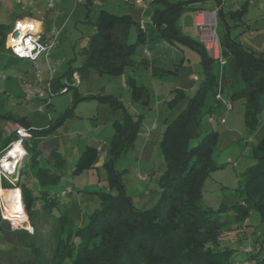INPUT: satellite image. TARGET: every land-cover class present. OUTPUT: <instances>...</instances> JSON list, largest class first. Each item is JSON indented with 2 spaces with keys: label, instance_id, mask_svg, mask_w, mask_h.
<instances>
[{
  "label": "trees",
  "instance_id": "1",
  "mask_svg": "<svg viewBox=\"0 0 264 264\" xmlns=\"http://www.w3.org/2000/svg\"><path fill=\"white\" fill-rule=\"evenodd\" d=\"M198 1L205 0L150 1L149 7H154L148 27L142 26L129 13L116 14L100 6L92 20L95 31L89 36L87 46L83 47L85 57L82 64L64 73L67 79L74 72L83 78L91 70L118 75L126 69L133 72L139 64L144 67L151 65L153 74L166 73L167 70L161 66L149 64L144 56L139 59L133 57L140 48L151 50L165 42H178L200 53L205 75L187 106L165 125L163 131L161 148L166 167L158 177L162 190L158 201L148 207L136 208L123 191L119 173L112 165L117 155L132 145L138 130V121L125 118L123 126L116 129L108 149L109 157L103 162L109 180L118 187V191L92 190L98 197L99 206L94 208L84 225L75 227L67 207L62 206L63 193L58 195L51 190L61 179L58 172L50 166L37 167L33 174L39 185L37 189L20 181L25 166L37 162L40 150L38 140L54 130L31 128L30 137L34 143L28 144L27 139L23 140L26 161L21 168L16 166L12 173L0 176V180L9 182L5 188L18 183L33 232L23 227L11 228L0 206V264H234L239 254H245L239 259L247 260L248 264H264V133L251 149L254 162L243 172L240 198L229 203L222 202L216 209L203 206L201 199L206 177L219 166L212 158L218 133L208 130L198 136L204 114L207 113L211 121L212 115L228 108L225 97L230 102L241 100L244 120L250 129H254L264 105V50L254 51L245 47L237 35L231 36L228 31L227 18L233 26L244 23L246 2L226 12L221 7L217 12V30L225 64L220 69L208 55L206 47L181 26L184 13L203 9L202 5H192ZM218 2L214 0L215 4ZM89 3L91 1L87 0L85 4ZM23 16L25 14L13 13V21ZM86 18H89L88 11ZM12 24L0 23V47L4 49L5 35ZM221 24H225L222 30ZM132 26L136 36L130 42L128 36ZM57 80L56 77L52 79V87L58 85ZM126 82L132 98L151 108L147 87L137 83L132 74L128 75ZM240 82L243 86L235 89ZM177 89L180 90L177 95L183 96L182 88ZM218 91L225 92V97H217ZM78 99L80 97L75 96V100ZM71 113L72 110L68 115ZM16 121L26 127L31 124L25 116L18 117ZM16 136L14 129L0 138V151ZM48 151V159L59 168L60 153L54 148ZM81 157L74 165V171H89L97 161L96 150L92 149ZM56 206L58 213L53 214L52 209ZM39 212L50 218L46 235L35 221ZM247 225L251 226L248 235L238 234L224 241L225 234ZM248 246L249 250H246Z\"/></svg>",
  "mask_w": 264,
  "mask_h": 264
},
{
  "label": "rangeland",
  "instance_id": "2",
  "mask_svg": "<svg viewBox=\"0 0 264 264\" xmlns=\"http://www.w3.org/2000/svg\"><path fill=\"white\" fill-rule=\"evenodd\" d=\"M86 1L72 0L73 3L69 5V9L65 12L61 10L58 14L60 10H58V4H55L51 7V17L31 14L43 19L46 24H50V31L55 29L58 31L57 45L51 50V54L49 53L51 60L45 61L38 58L34 64L33 61L13 58L9 50L0 47V138H4L16 129L18 123L16 119L22 116L31 122L28 127L30 131L31 128H54L52 132L38 140L40 150L37 154V162L25 166L20 181L22 183L31 182L32 188L37 189L39 185L33 177L37 167L50 166L58 172L61 179L58 184L51 187V190L58 195L63 193L62 206L67 207L75 227L84 225L94 208L99 206L98 197L92 190L101 188L113 192L118 191V187L112 185L113 182L109 180L108 170L103 166V162L108 159L110 142L116 129L123 126L125 118L129 121H138V130L132 145L119 153L112 165L119 173L123 191L136 208L148 207L158 201L162 191L158 184V177L166 167L161 148L165 125L187 106L189 98L205 75L200 53L196 49L178 42L174 44L168 42L158 50L155 48L141 50L140 48L133 55L134 59L144 56L149 64L154 63L161 66L167 70L164 74H153L151 65L144 67L143 64H139V68L135 67L133 72L126 69L122 74L112 75L91 70L88 76L75 77L77 80L75 79L74 82L67 80L64 73L69 68H76L82 64L85 57L83 47L87 46L89 36L95 31L92 20L100 6L92 2L86 5ZM105 2L104 6H101L105 10L116 14L129 12L133 19L138 21L145 19L146 26H149L153 6L148 7L144 13L143 9L128 6L122 0H105ZM87 11L89 18H86ZM252 12V7L248 6L243 15L244 23L241 25L233 26L229 18L227 22L231 36L237 35V39L245 47L261 51L264 50V18L259 24H254L255 16ZM141 13L145 14V18H141ZM192 16L191 11L182 15L185 20L183 23L186 25L184 28V24L181 23V26L188 34L193 33ZM3 21L11 23L12 18ZM249 23L258 28L256 35L249 34L247 30ZM223 25H220V29L224 27ZM135 36L136 30L132 26L128 41H134ZM182 57L185 58L182 59ZM157 60H162V62L155 63ZM48 66L55 70L53 78L58 79V85L52 87V92L45 90L44 97L26 99L25 88L28 85L37 86V79L40 76L47 77L46 80L49 78L50 68ZM129 74L134 76L137 83H143L147 87L151 108L148 109L139 100L132 98L126 82ZM193 75H197L198 80H194ZM241 86H243L242 82L234 88ZM177 88H182L183 96L177 95L180 91ZM224 93L218 91L221 97H225ZM75 96L80 99L76 101ZM225 101L231 104V107H225L218 115H212L211 121L208 119L209 115L204 114L198 128V136L208 130H215L218 133L212 158L219 166L212 169L206 177L201 199L203 206L212 209H216L222 202L229 203L240 198V188L244 184L243 172L249 164L254 162L251 149L264 133V105L252 130L244 120V105L241 100L230 102L225 97ZM70 110L72 113L68 115ZM221 118L225 121L221 122ZM26 139L28 144L34 143L32 137L24 138ZM16 142L17 139H14L3 147L0 151V159L8 150L16 146ZM19 146L25 154L18 158L10 155L12 156V159L9 158L10 162L6 161L10 168L14 163L15 168L16 166L21 168L26 161V149L24 145ZM53 148L60 153L58 161H61V166L59 168L48 159V150ZM92 149H95L97 153L94 167L89 171L88 169L74 171V165L80 161L81 156ZM15 168L11 169L15 170ZM9 169L3 167L0 176L5 177L6 171H11ZM7 183L9 184L5 179L0 180V186L3 188L7 186ZM17 186L15 183L10 188H17L21 199L20 188ZM0 206L8 217L7 202L1 195ZM61 209L62 207L59 208ZM52 213H58L57 206L52 209ZM18 216V218L14 217L16 219L8 217L11 228L23 227L28 231L30 228L29 232H33L23 203L22 208L18 210ZM49 219L47 214L39 212L35 220L44 235L47 234L50 226ZM250 230L251 226L247 225L243 229L230 231L224 235V241L233 239L238 234L246 236ZM257 231L259 232L260 228ZM225 243L234 246L231 242ZM246 250H249V246ZM244 256L245 254H239L234 264H248L247 260L239 259Z\"/></svg>",
  "mask_w": 264,
  "mask_h": 264
},
{
  "label": "built area",
  "instance_id": "3",
  "mask_svg": "<svg viewBox=\"0 0 264 264\" xmlns=\"http://www.w3.org/2000/svg\"><path fill=\"white\" fill-rule=\"evenodd\" d=\"M32 1H34V0H28V2H32ZM90 1L96 5H102L101 0H90ZM126 1L130 2L134 5H137L142 9H147L149 7L150 1H152V0H126ZM233 1H243V0H233ZM244 1H246V0H244ZM225 2H226V0H219V2L214 5V8L212 9L213 15L217 14L218 10H220L221 6H223ZM47 5L51 8L54 5V0H47ZM193 16H194V34H195V36L203 44V46L206 47L205 49L207 50L208 55L215 60V62L217 63V65L221 69L222 66L225 64V59H224V56L222 53V46H221V42H220V37H219L218 31H217L216 16H214V19H211L210 16L208 15V13L204 12L203 10H199V9L193 10ZM17 22L33 23V24H35L36 22H39V24H40L39 31L33 32L31 29H26L25 30V38H27V36L39 37L38 42L44 46V51L40 52V54L36 57V59L39 57H45L46 59H48L49 53L57 45L58 31H56V29L51 30L50 34L47 35L45 30L41 26L42 25L41 22L31 15H25V16L18 18L14 21V23L12 24V26L10 27V29L7 31V33L5 35L4 47L7 50H9V52L13 56H15L17 58L28 59V60H32L33 62L36 61V59H31L28 57H20V56L14 54L12 51V47L9 46V39L10 38L16 39L19 37V30H16L14 32L15 25ZM22 43H23V41H22ZM33 51L35 52L37 50L34 49ZM48 71H49V78L47 80L43 79L39 75L40 77L37 79V81H38L37 86L30 87V85H28L27 88H25V92H26L25 98L26 99H30V97L31 98L32 97H44L45 90L52 92V85L51 84H52V79H53L55 70L53 68H50ZM76 80H77V78H76ZM217 97H219L218 93H217ZM226 105H227V107H229V104H226ZM221 122H224V118H221ZM20 129H23L27 133V135H21ZM15 132L17 134L16 139H17V141L21 142L20 145H22V146H23L24 138H28L31 135L30 128H28L25 125L20 124V123H17ZM10 150H8L4 154V156L1 157V159H0V172L3 170V167H4L3 166L4 158L7 157L6 161L8 163L10 162L9 158L12 159V156H10L8 154L10 152ZM12 168H15V167H13V165H12ZM13 171H14V169L12 171H6V173H12ZM3 216L8 218L7 213H4Z\"/></svg>",
  "mask_w": 264,
  "mask_h": 264
},
{
  "label": "crops",
  "instance_id": "4",
  "mask_svg": "<svg viewBox=\"0 0 264 264\" xmlns=\"http://www.w3.org/2000/svg\"><path fill=\"white\" fill-rule=\"evenodd\" d=\"M101 1H102V5H99V6H104V4L106 3L105 0H101ZM122 1L128 6L139 7V6L134 5V4L130 3V2H127L126 0H122ZM245 2L247 4V8H248V6H250L253 9L252 13H254L253 16H255L254 17L255 18V23L254 24H257V23L259 24V22L261 20H263V18H264V16H263V14H264V0H246V1H242V2L241 1L235 2L233 0H226L224 5L221 6V7H222L223 11L226 12L227 10H229L231 8H233V9H235V7L237 8L240 4L245 3ZM71 3H73L72 0H54V6H55V4H58L57 7L59 8L58 10H60V11L57 12V14L60 13L61 10H64V12H65L67 9H69V5H71ZM238 3H240V4H238ZM192 5L193 6L194 5H196V6H201L202 5L203 9H199V10H203L204 12L208 13V15L210 16L211 19H214V16H216V19H217V17H218L217 14L213 15V13H212V9L214 8V5H215L214 0H205L203 2L198 1V2H194ZM48 8L50 9V7L47 5V0H34L32 2H28V0H0V23L8 24L7 22L5 23L3 20H6L7 18H10V17L12 18L11 23H14L13 17H12L13 13L14 14H25V15H31L33 13H36V14H39V15L51 17V13L50 12H52L51 11L52 8L50 10ZM247 8H246V10H247ZM146 10H148V8L147 9H143V12L145 13ZM206 10H208V11H206ZM53 13H54V11H53ZM125 13H129V12H125ZM144 13H141V18H145V14ZM191 13H193V12L191 11ZM225 15L227 17V13H225ZM31 16H33V15H31ZM58 17L59 16L57 15V18ZM35 18L38 19L41 22V24H42L41 26L45 30L46 34L49 35L50 34L51 25L50 24H46V22L43 19H40L38 17H35ZM57 18H55V19H57ZM144 20L145 19H142V20H139L138 22H140L142 26H146ZM56 21H58V20H56ZM183 22H185V20H184V18L181 17V23L184 24ZM149 23H150V20L148 22V25H149ZM185 25L186 24H184V28H185ZM191 26L193 27V33L192 34L189 33V34L192 35L194 38H197L195 36V34H194V16H192ZM257 29L258 28L253 27L250 23H249V25L247 27V30H248L249 34L251 33V35H256ZM228 31L230 32V29ZM167 43L168 42H165V44H162V46L167 45ZM159 47H161V46L155 47V50H158ZM50 54H51V52H50ZM12 57L13 58H17V57H15L13 55H12ZM39 58H42L45 61L51 60L50 57L48 59H46L45 57H39ZM17 59H22V58H17ZM25 60H28V59H25ZM29 61H32V60H29ZM158 61L162 62V60H157V61H155V63L158 62ZM34 64H35V62H34ZM48 68H50V66H48ZM39 72H41V70H39ZM54 73H55V71H54ZM164 73L165 72H161L159 74H164ZM40 74H42V73H40ZM75 77H79L77 72H74L71 75L70 79H67V78L66 79L69 80V81L74 82L75 79H76ZM46 78L47 77H44L43 79L46 80ZM193 79L194 80H196V79L198 80L197 75H193ZM27 184H30V186H31V182L27 183ZM35 187H36V185H35Z\"/></svg>",
  "mask_w": 264,
  "mask_h": 264
},
{
  "label": "clouds",
  "instance_id": "5",
  "mask_svg": "<svg viewBox=\"0 0 264 264\" xmlns=\"http://www.w3.org/2000/svg\"><path fill=\"white\" fill-rule=\"evenodd\" d=\"M26 29H31L33 32L39 31L40 24L39 22H36L35 24L17 22L15 25L14 32L16 30H19V37L16 39L10 38L9 46L12 47L13 53L20 57H28L31 59H36V57L40 54V52L44 51V46L38 42L39 37L27 36V38H25ZM34 49H36L37 51L34 52L33 51ZM20 134L27 135V133L23 129H20ZM20 143H21L20 141L16 142L15 151H18L20 155L22 156L24 152H23V149L19 147ZM6 160H7V157L4 158L5 162L3 163V166L5 168L8 167ZM13 167H14V164H13ZM29 231H31L30 228H29Z\"/></svg>",
  "mask_w": 264,
  "mask_h": 264
},
{
  "label": "bare ground",
  "instance_id": "6",
  "mask_svg": "<svg viewBox=\"0 0 264 264\" xmlns=\"http://www.w3.org/2000/svg\"><path fill=\"white\" fill-rule=\"evenodd\" d=\"M8 154L12 155L14 157H17V158L20 156V153L18 151H15V146H14L13 149L10 150V152ZM9 168L10 167H9V164H8L7 169H9ZM11 168L9 170L12 171L13 169H11ZM0 195L6 199L7 211H8V215H9L8 217L9 218L11 217V219L18 218L19 217L18 216V210L20 208H22V203H21V199H20V193H19L18 189L17 188H0ZM14 217H16V218H14Z\"/></svg>",
  "mask_w": 264,
  "mask_h": 264
},
{
  "label": "water",
  "instance_id": "7",
  "mask_svg": "<svg viewBox=\"0 0 264 264\" xmlns=\"http://www.w3.org/2000/svg\"><path fill=\"white\" fill-rule=\"evenodd\" d=\"M18 185V183H16V186Z\"/></svg>",
  "mask_w": 264,
  "mask_h": 264
}]
</instances>
